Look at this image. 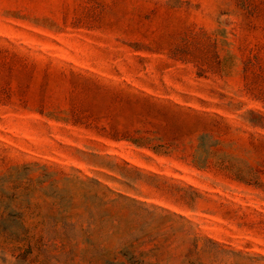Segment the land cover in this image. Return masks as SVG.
Here are the masks:
<instances>
[{
  "label": "rangeland",
  "instance_id": "rangeland-1",
  "mask_svg": "<svg viewBox=\"0 0 264 264\" xmlns=\"http://www.w3.org/2000/svg\"><path fill=\"white\" fill-rule=\"evenodd\" d=\"M0 264H264V0H0Z\"/></svg>",
  "mask_w": 264,
  "mask_h": 264
}]
</instances>
